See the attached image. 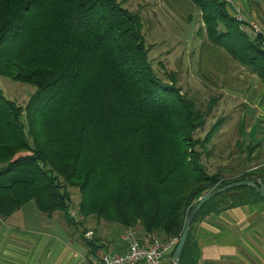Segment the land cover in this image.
Returning <instances> with one entry per match:
<instances>
[{
    "label": "trees",
    "instance_id": "trees-1",
    "mask_svg": "<svg viewBox=\"0 0 264 264\" xmlns=\"http://www.w3.org/2000/svg\"><path fill=\"white\" fill-rule=\"evenodd\" d=\"M190 2L209 44L264 84L261 37L240 29L225 0ZM141 25L119 0H0V77L35 88L24 107L0 88L1 218L33 202L46 216L61 213L68 226L91 218L166 241L179 239L193 205L210 191L264 183V165L208 172L204 162L216 150L222 119L198 134L218 101L203 111L161 81ZM234 148L238 161L256 149ZM70 189L79 194L77 221L69 216ZM260 200L240 186L201 205L179 264H197L199 220Z\"/></svg>",
    "mask_w": 264,
    "mask_h": 264
},
{
    "label": "rangeland",
    "instance_id": "rangeland-1",
    "mask_svg": "<svg viewBox=\"0 0 264 264\" xmlns=\"http://www.w3.org/2000/svg\"><path fill=\"white\" fill-rule=\"evenodd\" d=\"M119 1L123 2L124 8L138 13L141 18L154 74L164 83H174L180 93L189 97L203 111L213 99H217L218 102L213 106L205 126L198 135L203 137L217 120L222 119L223 125L212 140L213 143L218 140L220 143L226 139L233 140L230 142L231 161L232 165H236L235 161H238L240 156L235 157L237 152L234 150V140L246 137L240 135V130L249 132L248 128L254 122L256 112L264 107V84L249 69L232 61L224 49L209 44L204 36V29L199 32L200 12L190 0ZM225 1L232 14L239 12L249 22L254 23L257 29H264L257 21L264 19V0ZM243 30L251 33L250 37L253 35V32L249 31L250 27L249 30L248 27ZM0 88L3 97L22 107L25 106L29 95L35 91L33 86L14 82L7 77H0ZM252 93L259 94L256 106L253 104L256 97ZM260 121L264 122V118H259ZM259 125L253 129L252 136L264 138V123ZM225 152L227 151H224L223 155L227 157ZM206 160L205 166L208 172H212L215 164L209 155ZM69 192V216L77 221L79 194L75 189H70Z\"/></svg>",
    "mask_w": 264,
    "mask_h": 264
},
{
    "label": "crops",
    "instance_id": "crops-1",
    "mask_svg": "<svg viewBox=\"0 0 264 264\" xmlns=\"http://www.w3.org/2000/svg\"><path fill=\"white\" fill-rule=\"evenodd\" d=\"M252 94L256 97L253 103L256 106L259 94ZM254 118L249 132L242 133L246 137L235 139L233 144L236 146L240 142L244 146H254L253 154L232 165L229 152L233 140L226 139L223 143L218 140L212 144L216 145L211 155L215 164L213 172L233 169L235 175L264 165V138L252 136L253 129L264 123L259 122V118H264V107L259 108ZM221 147H227V157L221 153ZM65 223L59 213L46 216L33 202L8 218L0 217V264H100L102 256L127 250V244L122 240L126 229L117 224L91 218L83 222L82 227H69ZM133 230L142 245L162 238ZM193 239L199 249L197 264H264V200L232 206L220 214L202 218L194 226ZM172 250L173 247L164 253L160 264H172Z\"/></svg>",
    "mask_w": 264,
    "mask_h": 264
},
{
    "label": "built area",
    "instance_id": "built-area-1",
    "mask_svg": "<svg viewBox=\"0 0 264 264\" xmlns=\"http://www.w3.org/2000/svg\"><path fill=\"white\" fill-rule=\"evenodd\" d=\"M237 22L240 23V29L244 31V27H250L251 32L261 37L260 47L264 49V31L257 29L254 23L249 22L240 13L235 14ZM247 30V31H248ZM135 232L127 229L122 234V240L127 244V250L124 253L114 255H104L99 261L100 264H160L161 258L164 253L170 248L177 245V238H171L169 240H150L148 245H142Z\"/></svg>",
    "mask_w": 264,
    "mask_h": 264
},
{
    "label": "water",
    "instance_id": "water-1",
    "mask_svg": "<svg viewBox=\"0 0 264 264\" xmlns=\"http://www.w3.org/2000/svg\"><path fill=\"white\" fill-rule=\"evenodd\" d=\"M240 186L252 187L256 192L260 194L262 198H264V183H261L260 181H258V179L255 181L253 180L245 181L244 180V181L232 183L225 187L220 188L219 190L217 189V190L210 191L205 196L200 198L198 202L195 205H193V208L188 213L187 218H185L186 220L184 223L183 231H181V236L179 237L177 245H175L176 248L172 254V258H171L172 264H179L180 262L179 258L181 257V253L184 247L183 244H185L186 242L192 219H194V216L197 214L199 209L202 207L201 205L205 204L208 200H210L211 198H213L214 196L218 194L224 193L229 190L232 191V189L240 187Z\"/></svg>",
    "mask_w": 264,
    "mask_h": 264
}]
</instances>
